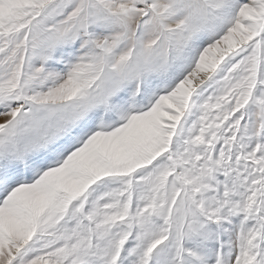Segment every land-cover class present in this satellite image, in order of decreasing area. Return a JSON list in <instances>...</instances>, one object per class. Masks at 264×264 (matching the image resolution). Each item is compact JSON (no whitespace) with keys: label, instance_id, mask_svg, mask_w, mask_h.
I'll use <instances>...</instances> for the list:
<instances>
[{"label":"snow or ice","instance_id":"1","mask_svg":"<svg viewBox=\"0 0 264 264\" xmlns=\"http://www.w3.org/2000/svg\"><path fill=\"white\" fill-rule=\"evenodd\" d=\"M0 264H264V0H0Z\"/></svg>","mask_w":264,"mask_h":264}]
</instances>
